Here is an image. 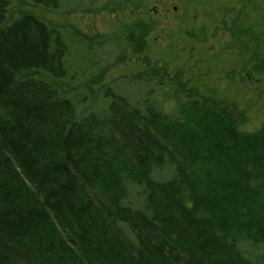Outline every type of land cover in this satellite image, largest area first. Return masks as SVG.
<instances>
[{"label": "trees", "instance_id": "trees-1", "mask_svg": "<svg viewBox=\"0 0 264 264\" xmlns=\"http://www.w3.org/2000/svg\"><path fill=\"white\" fill-rule=\"evenodd\" d=\"M9 8L0 0V264H253L241 245L264 244V133L239 130L244 112L205 102L193 120L196 101L179 102L171 119L106 91L108 107L79 119L53 82L67 76L62 34ZM166 164L175 175L157 180Z\"/></svg>", "mask_w": 264, "mask_h": 264}, {"label": "rangeland", "instance_id": "rangeland-1", "mask_svg": "<svg viewBox=\"0 0 264 264\" xmlns=\"http://www.w3.org/2000/svg\"><path fill=\"white\" fill-rule=\"evenodd\" d=\"M8 1L10 19L30 13L62 34L67 76L53 82L79 119L103 112L109 91L134 106L155 103L171 119L179 102L196 101L193 120L200 104H229L244 112L241 132L264 133V0H58L55 10ZM174 175L168 164L154 172L157 180ZM123 184L127 202L143 206L139 188ZM241 249L264 264V244Z\"/></svg>", "mask_w": 264, "mask_h": 264}]
</instances>
